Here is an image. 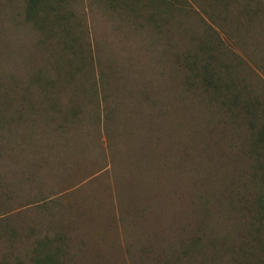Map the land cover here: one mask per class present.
<instances>
[{"label": "rangeland", "instance_id": "374dc122", "mask_svg": "<svg viewBox=\"0 0 264 264\" xmlns=\"http://www.w3.org/2000/svg\"><path fill=\"white\" fill-rule=\"evenodd\" d=\"M63 4L0 0V264H264V0Z\"/></svg>", "mask_w": 264, "mask_h": 264}, {"label": "trees", "instance_id": "16d2710c", "mask_svg": "<svg viewBox=\"0 0 264 264\" xmlns=\"http://www.w3.org/2000/svg\"><path fill=\"white\" fill-rule=\"evenodd\" d=\"M32 1V3H39V2H48V1H50V0H31ZM57 2H58V12H59V20H63V19H65V17L63 16V13H62V10L63 9H65V5L63 4L64 3V1L65 0H56ZM50 9L51 10H53L54 9V7H50ZM72 13H73V16L75 17V13L72 11ZM75 20H76V22H74V19H72V21L74 22V24H76V28H79L80 27V22H79V19L77 20L76 18H75Z\"/></svg>", "mask_w": 264, "mask_h": 264}]
</instances>
